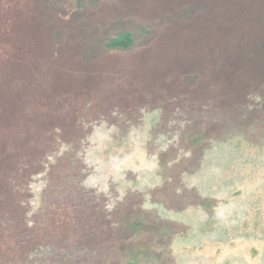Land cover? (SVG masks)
<instances>
[{
    "label": "rangeland",
    "instance_id": "obj_1",
    "mask_svg": "<svg viewBox=\"0 0 264 264\" xmlns=\"http://www.w3.org/2000/svg\"><path fill=\"white\" fill-rule=\"evenodd\" d=\"M0 264H264V0H0Z\"/></svg>",
    "mask_w": 264,
    "mask_h": 264
},
{
    "label": "trees",
    "instance_id": "obj_2",
    "mask_svg": "<svg viewBox=\"0 0 264 264\" xmlns=\"http://www.w3.org/2000/svg\"><path fill=\"white\" fill-rule=\"evenodd\" d=\"M77 9H85L90 5H94L99 0H72ZM135 46V37L131 32H121L113 39L109 40L105 48L110 51H128Z\"/></svg>",
    "mask_w": 264,
    "mask_h": 264
}]
</instances>
